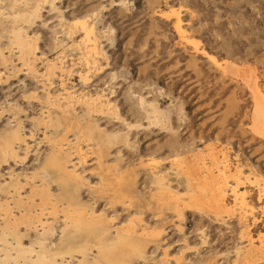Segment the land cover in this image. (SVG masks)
I'll use <instances>...</instances> for the list:
<instances>
[{"label":"rangeland","instance_id":"1","mask_svg":"<svg viewBox=\"0 0 264 264\" xmlns=\"http://www.w3.org/2000/svg\"><path fill=\"white\" fill-rule=\"evenodd\" d=\"M84 18L93 27L90 37L75 23ZM18 29L35 46V69L21 56ZM49 62L55 69H47ZM254 80L264 94V0H0V148L15 131L25 138L13 143L18 157L4 161L0 152V259L25 264L19 241L37 250L34 264L45 263L36 260L45 247L58 253L51 264H92V238L131 225L145 256L123 250L130 264H249L242 258L249 240L264 250V119L255 112ZM86 97L110 106L89 113ZM61 147L60 156L74 157L67 164L81 182L50 163L52 149ZM224 155L238 171L226 175V203L217 212L212 201L223 179L189 186L183 170L198 160L219 174ZM202 187L208 188L200 195L204 208L189 201L190 190ZM77 206L85 207L86 229L61 244L60 230ZM29 213L32 222L22 217ZM96 215L107 228L94 225ZM6 217L16 221L20 238L5 235ZM82 244L88 255L77 252ZM255 259L264 264V253Z\"/></svg>","mask_w":264,"mask_h":264},{"label":"bare ground","instance_id":"2","mask_svg":"<svg viewBox=\"0 0 264 264\" xmlns=\"http://www.w3.org/2000/svg\"><path fill=\"white\" fill-rule=\"evenodd\" d=\"M45 2H47V0H44ZM37 2V1H36ZM42 2V1H41ZM31 10V9H30ZM36 15H37V12L36 11H33L32 13H31V16L32 17H36ZM26 16V15H25ZM75 23H77V24H80L84 29H85V31L89 34V37L91 36V34L93 33V27L89 24V22L84 18V19H78L77 21H75ZM176 27H177V29H178V31H179V33L182 35V36H185L184 34H183V32H182V30H181V26H180V23H179V20L177 21V23H176ZM184 38V37H183ZM16 42H17V44L19 45V47H20V49H21V56L24 58H22L23 60H25L26 61V64L28 65V67H33L34 65H32L31 63L34 61V59L37 57V55H36V50H35V46H34V44H33V42L29 39V37H28V35L27 34H24L23 33V29H18L17 30V33H16ZM197 48V47H196ZM2 55V54H1ZM3 58H4V60L6 59L5 58V56H3ZM31 59H32V61H31ZM56 64L54 63V62H49L48 63V70L49 69H51V68H53L54 66H55ZM226 65L227 66H232V67H235V66H233V65H229L228 63H226ZM57 66V65H56ZM35 67V66H34ZM33 67V68H34ZM57 68V67H56ZM35 69V68H34ZM54 69H55V67H54ZM51 71V70H50ZM52 71H54L53 69H52ZM50 73V72H49ZM51 74V73H50ZM49 74V75H50ZM38 77V76H37ZM50 77V76H49ZM251 90H252V92H253V95H254V97H255V102L257 103V105H258V108L255 110V112H259L258 114H261L262 115V118L264 119V94L262 93V91H261V89L259 88V85H258V82H257V80H254V82L252 83V85H251ZM52 96V95H51ZM70 96V95H69ZM71 97V96H70ZM71 99V98H70ZM85 99V98H84ZM90 99V98H89ZM95 99V98H94ZM94 99L93 98H91L90 100H88L87 99V97H86V105H87V108H88V111H89V113H91V111L93 110H95V111H97V112H99L100 110H103V108L104 107H106L107 108V106H110V103L108 102V101H103V100H100L99 99V101L98 102H96V101H94ZM97 100V99H96ZM84 102V101H83ZM82 102V103H83ZM57 102H55V104H56ZM58 103H60V102H58ZM70 103V102H69ZM98 103V104H97ZM54 104V103H53ZM52 104V105H53ZM54 104V105H55ZM55 106H57V105H55ZM72 106V105H71ZM60 107H62L61 105H60ZM68 107H69V104H68ZM57 108V107H56ZM63 108H65V107H63ZM69 108H71V107H69ZM73 109V108H72ZM60 111V110H59ZM94 111V112H95ZM112 111V110H111ZM66 112V111H65ZM74 112V111H73ZM72 112V113H73ZM93 112V113H94ZM154 112H155V114H156V116H155V120H157L158 121V119H159V113H157L158 111H157V108L156 107H154ZM63 113H64V111H63ZM104 113V112H103ZM114 113H116L115 111H114ZM47 114V113H46ZM76 114V113H75ZM58 116V115H57ZM85 116V115H84ZM91 116V115H90ZM117 116V115H116ZM66 117V116H65ZM64 118V117H63ZM68 118V117H67ZM71 119V118H70ZM90 119H92V118H90ZM64 120V119H63ZM68 120V119H67ZM72 120V119H71ZM77 120V119H76ZM93 120V119H92ZM95 120V119H94ZM57 121H59L58 120V118H57ZM64 121H66V118H65V120ZM72 121H74V120H72ZM71 121V122H72ZM77 121H79V119L77 120ZM75 122V121H74ZM73 122V123H74ZM68 123V122H67ZM70 123V122H69ZM51 124V123H50ZM54 124V123H53ZM60 124V123H59ZM78 124V123H77ZM44 125V124H43ZM71 125V124H70ZM73 125V124H72ZM55 126V125H54ZM58 126V125H57ZM69 126V125H68ZM70 127V126H69ZM72 127V126H71ZM57 128V127H56ZM74 128V127H73ZM78 128V127H77ZM81 128V127H80ZM89 129H85V134H87V136L89 135H91L93 132H92V129L90 128V126L88 127ZM52 129V128H51ZM82 129V128H81ZM16 130V129H15ZM57 131H58V129H57ZM79 131V130H78ZM78 131H76V132H78ZM87 131V132H86ZM95 131V130H94ZM67 132V131H66ZM80 132H81V130H80ZM84 132V131H83ZM47 133V132H46ZM79 133V132H78ZM82 133V132H81ZM77 134V133H76ZM80 134V133H79ZM84 134V133H83ZM65 135V134H64ZM93 135V134H92ZM77 136H79L78 134H77ZM80 136L82 137L83 135L82 134H80ZM79 136V137H80ZM88 136V137H89ZM22 139V141L24 140L25 141V138H23L21 135H19L18 133H17V131H15V133H14V135L11 137V138H9L8 140H6L4 143H3V145L1 146V148H0V152H1V155H2V157H3V159H4V161H7L9 158H16V157H18V152H17V149L14 147V145H13V143L14 142H17L16 140H21ZM93 139H94V136H93ZM63 140H64V138H63ZM82 140V139H81ZM91 140H92V138H91ZM60 144V143H59ZM77 144V143H76ZM75 145V144H74ZM78 145V144H77ZM58 146V145H57ZM55 147V146H54ZM59 147V146H58ZM58 147H57V149H58ZM73 147V146H72ZM209 147V146H208ZM207 147V148H208ZM75 148V147H74ZM79 148V147H78ZM77 148V149H78ZM80 149V148H79ZM66 150V149H65ZM78 152H79V150H77ZM61 152H62V147H61V149H59V150H53L52 149V151H51V154H50V156H51V158H49V161H50V163H52V164H54L55 165V167H57L60 171H61V173L63 172L66 176H68L69 178H72V179H76V180H78V181H80V180H82L83 179V177L80 175V173L78 174V172L76 173V171L75 170H72V169H70L69 167H68V162L69 161H71V162H73V158L72 159H68V157H69V155L67 156V154L66 153H64V154H66L65 155V157H62V156H60V154H61ZM72 153V152H71ZM77 153V152H76ZM206 153V152H205ZM62 154H63V152H62ZM74 155V154H73ZM72 155V156H73ZM71 157V156H70ZM69 157V158H70ZM76 157V156H75ZM79 157H81V156H77L76 158H78L77 160L78 161H80L79 163H81V159L79 158ZM197 158V157H196ZM223 159H220V161H219V163L222 165V168H219V174H217L215 171H214V168L213 167H210V165H207V163H205V162H200V161H194L193 163H192V165L191 164H189V165H191L190 166V168H188L187 170H183V173H185V175H186V178H187V181H188V184H189V186H192V183H193V181L192 180H195L196 182H200L201 181V183L202 182H204V183H202V184H204V185H207V184H209V182L210 183H213V182H215L218 178H221V179H223V180H221L219 183H221V185H223L222 187H220V193L218 194L219 195V197H215L216 199L215 200H213L212 202H214V203H217V204H215L213 207H215V210H216V206H218V207H220L219 209L221 210L224 206H225V204H223L224 202L226 203V201H225V196L223 195L224 193V190L226 189L227 190V187H228V181H227V178L228 177H226V175H235L236 176V172L238 171V168L236 169V171L235 172H232L233 171V168H232V166L229 164V162H228V157L226 156V155H224V157H222ZM195 160V159H194ZM179 161V160H178ZM217 161H218V158H217ZM48 162V161H47ZM180 162H181V160H180ZM214 164H216V162H213ZM181 164V163H180ZM72 165H73V168H74V166L75 165H77V163H76V161H74V163H72ZM213 166V165H212ZM215 166V165H214ZM220 167V166H219ZM231 172V173H230ZM227 173H230V174H227ZM63 174V175H64ZM13 175V174H12ZM220 176V177H219ZM12 178V177H11ZM65 178V177H64ZM158 178V180H159V183H160V185L162 184L164 187H165V185H164V183H163V178L162 177H157ZM13 179V182L11 183L10 182V184H13V186L15 185V186H17L18 184H19V182H15V180H14V178H12ZM239 178H237L236 180H238ZM71 181V180H70ZM69 181V182H70ZM43 182V181H42ZM68 182V183H69ZM81 182V181H80ZM67 183V184H68ZM72 183V182H71ZM17 184V185H16ZM42 184H44V183H42ZM21 185V184H20ZM36 185V184H35ZM35 185H33V187L35 186ZM78 185V184H77ZM11 186V185H10ZM13 186H11L12 188H13ZM40 186V185H39ZM79 186V185H78ZM199 186V185H198ZM36 187H38V186H36ZM46 187V186H45ZM48 187V186H47ZM162 187V186H161ZM224 187V188H223ZM230 187V186H229ZM237 187V186H236ZM236 187H234L232 190L234 191V193L235 194H237V189H236ZM9 188V187H8ZM14 188H16V187H14ZM21 188V187H20ZM49 188V187H48ZM48 188H46V189H48ZM10 189V188H9ZM17 189V188H16ZM16 189H14L15 190V192L17 193V190ZM39 189V188H38ZM41 189V188H40ZM192 189V188H191ZM202 189L203 190H208V188H205V187H202L201 188V190H190V192L191 191H193L192 192V194H191V196H190V203L192 204V205H202L201 207H203V201L201 200V197H200V195H203L204 193H207L206 191H202ZM21 190V189H20ZM164 190H165V188H161V190L160 191H163L162 193H164ZM225 190V191H226ZM33 191V190H32ZM43 193L45 192V190H44V188H42V190H41ZM166 191V190H165ZM7 192H9L10 193V191H7ZM14 192V193H15ZM19 192H21V191H19ZM18 192V193H19ZM11 194V195H17V194ZM32 193V192H31ZM35 193V192H34ZM46 195H47V198L50 196V194L46 191ZM107 193V192H106ZM171 193V192H170ZM223 193V194H222ZM21 194V193H20ZM172 194V193H171ZM45 195V194H44ZM52 195V194H51ZM20 196V195H19ZM21 197H23V196H21ZM29 197V196H28ZM123 197V196H122ZM174 197V196H173ZM13 198H14V196H13ZM20 198V197H19ZM30 198V197H29ZM46 198V199H47ZM50 198H51V196H50ZM18 199V198H17ZM17 199H13V200H17ZM31 199V198H30ZM34 199V198H33ZM43 199V198H42ZM46 199H45V201H46ZM21 200V199H20ZM22 200H24V199H22ZM29 200V199H28ZM188 200V199H187ZM19 201V200H18ZM32 201V200H31ZM45 201H43V202H45ZM52 201V200H51ZM70 201V200H69ZM118 201V200H117ZM120 201V200H119ZM28 202V201H27ZM48 202H50V201H47V203ZM115 202V201H114ZM177 202V201H176ZM183 202V201H182ZM186 202V201H185ZM210 202V201H209ZM212 202H210V204H212ZM42 203V202H41ZM181 202H179V204H180ZM5 204V203H4ZM7 204V203H6ZM30 204V203H29ZM32 204V203H31ZM39 204V203H38ZM55 204H56V202H55ZM61 204V203H60ZM187 204H188V202H187ZM207 204L210 206V204L208 203V200H207ZM223 204V205H222ZM23 205V210H24V204H22ZM27 205H28V203H27ZM44 205V204H43ZM167 205V204H166ZM181 205V204H180ZM182 205H183V203H182ZM185 205H186V203H185ZM245 205V204H244ZM3 206V205H2ZM5 206H9L8 204L7 205H5ZM4 206V207H5ZM38 206V205H37ZM48 206V205H47ZM51 206H54V204L52 205L51 204ZM57 206V205H56ZM60 206V205H59ZM81 206V205H80ZM178 206V205H177ZM184 206V205H183ZM207 205H205V207H206ZM9 207H11V206H9ZM26 207V206H25ZM29 207V206H28ZM46 207V206H45ZM65 207H68V206H65ZM199 207V206H198ZM211 207V206H210ZM0 208H1V210H3L4 208H2L1 206H0ZM40 208V207H39ZM42 208H43V206H42ZM55 208V207H54ZM53 208V209H54ZM64 208V207H63ZM180 208V207H179ZM204 208V207H203ZM7 209V208H6ZM6 209H5V213L4 214H6ZM11 209V208H10ZM52 209V208H51ZM58 209V208H57ZM57 209L55 210V212L57 213ZM70 209V208H69ZM73 209V208H72ZM182 209H184V207L182 208ZM209 209V208H208ZM8 210V209H7ZM26 210H28V208L27 209H25V211ZM49 210V209H48ZM60 210V209H59ZM62 210V209H61ZM75 210V209H74ZM84 210H85V207H78L77 206V208H76V210L73 212V213H68V211H67V213L69 214V216H68V219H67V217H66V220H68L67 221V223H65L66 225L65 226H63V230H60V229H62V228H60V229H58V230H60L61 232H62V234L61 235H59L60 237H62V239L61 240H63V241H61V244L65 241V239H64V237L66 238L67 236H74L75 234L77 235V233L78 232H80V229L82 228V227H85L87 224H88V222H86V220L87 219H85V217H84ZM92 210V209H91ZM177 210V209H176ZM217 210H218V208H217ZM216 210V211H217ZM223 210V209H222ZM225 210V209H224ZM29 211V210H28ZM28 211H26V212H28ZM43 211V210H42ZM47 211V210H46ZM54 211V210H53ZM52 211V212H53ZM70 211H72V210H70ZM179 211V210H178ZM219 211V210H218ZM217 211V212H218ZM2 212V211H1ZM8 212V211H7ZM13 212V211H12ZM55 212H54V214H55ZM64 212V211H63ZM85 212H88L87 211V209H86V211ZM89 212H91V211H89ZM10 213V212H9ZM39 213V212H38ZM37 213V214H38ZM94 213H95V211H94ZM12 214V213H11ZM21 214H24V213H21ZM26 214V213H25ZM35 214V213H34ZM36 214V215H37ZM53 214V215H54ZM58 214V213H57ZM86 214V213H85ZM217 214V213H216ZM19 215H20V213H19ZM31 216V214L29 213V214H27L26 216H22L23 218H26V219H28L30 222H32L33 221V219H31L30 218V216ZM36 215H34L35 217H36ZM66 215V214H65ZM1 217H3V215H0ZM8 216V215H7ZM95 216V215H94ZM97 216V215H96ZM4 217H5V215H4ZM10 217H11V215H10ZM20 217V216H19ZM41 217H42V215H41ZM55 217V216H54ZM88 217H91V216H89V214H88ZM17 216H16V218H14V220L16 219L17 220ZM34 218V217H33ZM37 218V217H36ZM46 218V217H45ZM53 218V217H52ZM59 218V217H58ZM64 218V217H63ZM4 219V218H3ZM2 219V220H3ZM21 219V218H20ZM20 219H18V220H20ZM38 219V218H37ZM91 219H93V223H94V225L95 224H98V225H101L102 227L104 226L105 228H107V226H106V223H107V221L104 219V217H102V216H100V215H98L97 217H95V218H91ZM10 220H11V218H10ZM34 220H36V219H34ZM46 220V219H45ZM47 220H48V218H47ZM56 220V219H55ZM62 220V219H61ZM66 220H64V221H66ZM5 221V220H4ZM6 221H7V217H6ZM25 221V220H24ZM37 221H39V222H42L41 220H37ZM89 221H92V220H89ZM111 221V220H110ZM19 222V221H18ZM26 222H27V220H26ZM49 222V221H48ZM48 222H47V225L49 226V224H48ZM56 222V221H55ZM63 222V221H62ZM109 222V221H108ZM22 223V222H21ZM90 223V222H89ZM1 224V223H0ZM16 221H9V219H8V221L6 222V225L4 224V226H5V231L3 230V228H2V230L5 232V235L7 234V233H9L10 234V232H12L14 235L16 234V235H18V233H16ZM41 224H43V225H40L41 227L42 226H44L45 224L42 222ZM50 224H51V222H50ZM3 225V224H2ZM1 225V226H2ZM25 225V224H24ZM36 225H38V224H35V226ZM47 225H45V226H47ZM133 225V224H132ZM34 226V227H35ZM62 226V225H61ZM109 226V225H108ZM3 227V226H2ZM38 227V226H37ZM54 227H56V226H54ZM97 227V226H96ZM104 227L102 228V230L104 229ZM1 228V227H0ZM26 229H27V227H25ZM36 228V227H35ZM89 228V227H88ZM98 228V227H97ZM130 228H132L131 227V225H130ZM129 228V226H125V227H121V228H118L117 229V231H116V229H115V231H116V233L114 234L113 232V236L111 235V237L109 236L108 238H105V237H103L102 236V233H104V235H105V231L103 232V231H101V229H99L101 232H99L97 235H96V238L95 237H93L92 239L94 240V242H95V244H92V247H96L95 249L97 250V253H96V257H95V259L93 260V262H92V264H104L103 263V261L102 260H107V261H109V262H113L115 259H116V261L118 260V262H116L115 264H130V263H128V262H126V260H127V258L124 256V254H123V250L125 251L126 250V252L128 253V250H129V248H134V250H136V251H138V254L140 253L141 254V256L142 257H144L145 256V250H144V246H143V243H142V245L141 244H138L137 242H135V240L134 239H136V238H140V236H139V234L140 233H138V232H136V230H133L134 229V227H133V229H130ZM33 229V228H32ZM43 229V228H42ZM46 229V228H45ZM57 229V228H56ZM85 229H86V227H85ZM90 229H92V228H90ZM109 229V228H108ZM112 229V228H111ZM18 230H19V228H18ZM34 230H37V228L36 229H34ZM38 230H39V228H38ZM37 230V233H39V231ZM54 229H53V227H49L48 229H47V233H53V232H55V231H53ZM83 230V229H82ZM81 230V231H82ZM92 230H95L94 229V227H93V229ZM91 230V231H92ZM98 230V231H99ZM107 230V229H106ZM90 231V232H91ZM111 231V230H110ZM144 231H145V229H144ZM60 232V233H61ZM83 232H85V231H83ZM87 232V231H86ZM21 233V232H20ZM52 233H51V235H52ZM93 233H94V231H93ZM95 233H96V231H95ZM146 232H144V234H145ZM4 234V233H3ZM8 234V235H9ZM43 233H42V231L40 232V235H42ZM107 234V233H106ZM110 234H111V232H110ZM143 234V233H142ZM146 234H149V233H146ZM2 235V234H1ZM82 235V234H81ZM85 235V234H84ZM89 235H92V234H89ZM4 236V235H3ZM7 236V235H6ZM80 236V235H79ZM107 236H108V234H107ZM18 237L20 238V236L18 235ZM43 237V236H42ZM51 237V236H50ZM92 237V236H91ZM17 238V237H16ZM18 238V239H19ZM76 238V237H75ZM89 238V237H88ZM38 239V238H37ZM50 239V238H49ZM58 239V238H57ZM69 239V238H68ZM67 238H66V240H68ZM86 239H87V233H86ZM11 240V239H10ZM16 240V239H15ZM39 240H40V238H39ZM59 240V239H58ZM70 241V240H69ZM15 242V241H14ZM53 241H51V244L53 245V243H52ZM83 242V241H82ZM86 242V241H85ZM249 242H250V246L246 249V252L244 253V255H243V260L245 259L246 260V262H250L249 264H253V262H255V256H256V254L258 253V252H261V253H264V250H262V248L261 247H257L256 245H254V242L252 241V240H249ZM4 243V242H3ZM20 243V244H19ZM48 243V242H47ZM46 243V244H47ZM55 243V242H54ZM140 243V242H139ZM9 244V243H8ZM14 244V243H13ZM49 244V243H48ZM58 244H59V242H58ZM61 244H60V246H61ZM64 244H66V243H64ZM73 244V243H72ZM78 244V243H77ZM86 244V243H85ZM88 244V243H87ZM17 245H19V252L21 253V256H23L24 258H28V259H26L25 261L27 262L28 260V262L29 263H27V264H34L33 262H31V260L30 259H32V254L31 253H33L34 252V248H33V246L32 247H26V246H24L21 242H19L18 241V244ZM43 245H44V243H43ZM74 245V244H73ZM90 245H91V243H90ZM89 245V246H90ZM94 245V246H93ZM145 245V244H144ZM59 245H58V247H60ZM70 246V245H69ZM80 246V245H79ZM77 247V245H76V247L78 248V250H77V252L79 251V250H81L83 253L84 252H86V250H87V247H86V245H83L82 244V246L81 247ZM146 246V245H145ZM35 247V246H34ZM45 247V246H44ZM43 247V248H44ZM54 247V246H53ZM75 247V248H76ZM67 248H68V246H67ZM71 248H73L72 246H71ZM89 248V247H88ZM142 248V249H141ZM52 249V248H51ZM60 249V248H59ZM62 249V248H61ZM69 249V248H68ZM68 249H67V251L66 250H64V251H66L65 253H64V255H63V253H62V255L61 254H59V255H61V256H66L67 254L66 253H70V251L68 252ZM91 250H92V248H90ZM245 249V248H244ZM243 249V250H244ZM50 250V249H49ZM48 249H46V247L43 249V250H41L40 252H39V254L38 255H36L37 256V258H36V260H38V261H40V262H45V263H47V264H51L52 262H49L50 261V255H54L53 253H49L50 251H49ZM54 250H55V248H54ZM75 250V249H74ZM74 250H71V251H73V252H75ZM116 250H119L120 251V254H117V253H115V251ZM133 250V249H132ZM133 250V251H134ZM37 250H35V252H36ZM63 251V252H64ZM130 251V250H129ZM9 252V251H8ZM82 252H80L79 251V253H82ZM88 252V251H87ZM121 252H122V254H123V256H124V259H122V254H121ZM238 252V251H237ZM84 254H87V253H84ZM84 254H83V256H84ZM128 254H130V252L128 253ZM241 254H242V252H241ZM34 255V254H33ZM57 255H58V253H57ZM57 255L55 254V256L57 257ZM68 255H70V254H68ZM73 254L71 253V255L70 256H72ZM82 255V254H81ZM88 255V254H87ZM126 255V254H125ZM239 255H240V253H239ZM11 256V255H10ZM13 256V255H12ZM137 256V255H136ZM240 256H242V255H240ZM1 257V256H0ZM20 257V256H19ZM50 257V258H49ZM56 257H55V260H56ZM73 257H75V256H73ZM73 257H70V259L72 258L73 259ZM10 258H12V257H10ZM52 258H54V256L52 257ZM51 258V259H52ZM58 258V257H57ZM63 258V257H62ZM65 258V257H64ZM77 257H75V259H76ZM182 258V257H181ZM238 258V257H237ZM20 259H21V257H20ZM34 259V258H33ZM240 259V258H239ZM8 260H9V258L7 257V258H3V259H0V264H9V262H8ZM54 259L52 260V261H55ZM58 260V259H57ZM57 260L55 261V262H57ZM61 260V259H60ZM78 260V259H77ZM81 260V259H80ZM79 260V262H81ZM130 260V259H129ZM182 260V259H181ZM180 260V258L178 259V261H181ZM19 261V260H18ZM18 261H16V264H20V263H17ZM62 261V260H61ZM71 261V260H70ZM69 261V262H70ZM73 261H74V259H73ZM107 261H106V264H107ZM14 262V261H13ZM26 262H25V264H26ZM11 263V262H10ZM45 263H43V264H45ZM54 263V262H53ZM62 263V262H61ZM65 263V262H64ZM72 263V262H71ZM77 263V262H76ZM179 263H181V262H179ZM184 263V261L182 262V264ZM35 264H37V263H35ZM41 264V263H40ZM60 264V263H59ZM67 264V263H66ZM75 264V263H74ZM112 264V263H111Z\"/></svg>","mask_w":264,"mask_h":264}]
</instances>
